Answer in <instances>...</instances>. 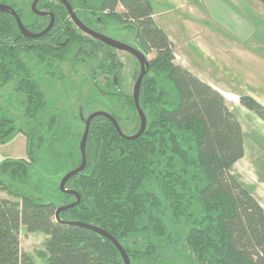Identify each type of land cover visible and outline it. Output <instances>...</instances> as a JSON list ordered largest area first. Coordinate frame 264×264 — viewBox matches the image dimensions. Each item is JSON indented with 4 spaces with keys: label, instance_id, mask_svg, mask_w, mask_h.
<instances>
[{
    "label": "trees",
    "instance_id": "obj_1",
    "mask_svg": "<svg viewBox=\"0 0 264 264\" xmlns=\"http://www.w3.org/2000/svg\"><path fill=\"white\" fill-rule=\"evenodd\" d=\"M254 1L264 6V0ZM67 2L87 27H116L132 34L141 53L153 55L139 94L146 128L129 141L107 119L91 121L85 168L65 187L80 201L60 212L57 222L56 210L75 202L60 192L59 182L81 164L84 129L58 92L47 98L39 89L25 59H37L46 74L63 82L57 63L71 61L72 54L92 60L88 47L104 48L109 55L96 69L112 81L104 88L94 76L86 94L74 88L78 108L84 113L96 105L118 122L133 121L131 136L138 118L131 96L116 86L122 65L115 50L83 35L58 0L37 4L55 19L40 38L23 37L15 19L0 13V88L15 83L21 117L17 124L0 106V145L22 134L26 152L0 164V193L9 196L0 197V264H37L20 244L21 228L48 237L37 253L45 264H123L108 239L80 224L115 238L130 264H169L168 258L176 264H264V209L229 172L243 157L244 143L223 95L174 64L173 44L155 23L151 0ZM31 3L9 5L27 30L40 33L50 18L32 13ZM238 98L264 121L263 105L248 95Z\"/></svg>",
    "mask_w": 264,
    "mask_h": 264
},
{
    "label": "rangeland",
    "instance_id": "obj_2",
    "mask_svg": "<svg viewBox=\"0 0 264 264\" xmlns=\"http://www.w3.org/2000/svg\"><path fill=\"white\" fill-rule=\"evenodd\" d=\"M0 1L7 6L10 4V0ZM151 3L155 23L165 31L173 44L174 64L188 69L202 81L210 82L217 91L234 93L232 100L222 95L241 124L244 155L229 172L264 209V121L240 106L238 98L248 95L264 106V6L254 0H151ZM113 30L118 33L112 31L104 34L121 43L133 45L132 34ZM88 52H92L94 59H84L78 55L71 61L57 63L65 76L63 82L46 74L48 69L38 64L37 59H25L32 78L39 83V89L44 91L47 98L58 92L63 97L68 114H74L77 107L74 88H80L86 94L92 88L89 82L92 81V72L100 60L109 55L104 48L93 45L88 47ZM114 54L122 64L120 76L123 89L131 95L136 60L124 52L116 51ZM149 58H153V55H149ZM94 75L99 85L107 81L97 72ZM14 89V82L0 88V106L4 115L19 124V99ZM235 102L237 105H234ZM92 110H95L94 106L88 108L86 114ZM25 155V138L22 134H16L8 143L0 145V164L6 159H23ZM0 197L9 198L3 192ZM47 239L40 232L27 233L24 228L19 232L23 250L31 254L37 264H45V259L38 257L37 253L44 250ZM166 260L169 264H176L175 259Z\"/></svg>",
    "mask_w": 264,
    "mask_h": 264
},
{
    "label": "water",
    "instance_id": "obj_3",
    "mask_svg": "<svg viewBox=\"0 0 264 264\" xmlns=\"http://www.w3.org/2000/svg\"><path fill=\"white\" fill-rule=\"evenodd\" d=\"M38 1L39 0H33L32 4H31L32 12L38 16H48L49 14H47L45 12H40L36 9V5H37ZM59 1L66 8L71 21L74 23V25L77 27V29L80 32L92 37L93 39H95L97 41H100L104 45H106V46H108L114 50L126 52V53L132 55L139 62L140 67H141V72L135 81L133 91H132V98H133L134 107H135L136 112L138 114V117L140 119L139 129H138L137 133L134 134L133 136L123 135V133L120 131V129H119L116 121L114 120V118L111 115H109L108 113L95 112V113L89 115L86 119H84L81 116V114L79 113L81 120L84 122V132H83L80 144H79V149H80V154H81V164L77 168L66 173L60 179V182H59L60 192L63 194H66V195L73 196L75 198V202H73L67 206H62L56 210L55 218H56L57 222H61L59 219L60 212L77 206L79 201H80V198H79L77 193H75L71 190H67L65 187H66V183L68 182V180L70 178H72L77 173L82 172L85 168V165H86L85 147H86V141H87V137H88L90 122L96 117L107 118L113 124V126L115 127L119 136H121L125 140H129V141L135 140L136 138L140 137L143 134V132L146 128V122L147 121H146V116H145L143 110L139 106V93H140V87H141L142 80H143L144 76L146 75V73L148 71V67H149L147 58L138 49H136L135 47H132L130 45L121 43L119 41H115L111 38H108L106 36H103L101 34H98L94 31L90 30L82 22L79 21V19L75 16L71 6L68 4V2L66 0H59ZM0 13H9L15 19L21 35L23 37L29 38V39H35V38H40V37L44 36L45 34H47L52 29V27L54 25V18H53V16L50 15V22H49L47 28L38 34H33V33L26 30V28L23 26L19 16L11 7H9L7 5L0 4ZM80 225L85 227V228H88V229L94 231L95 233H97V234L105 237L106 239H108L114 245L116 250L118 251V253H119V255L123 261V264H130L127 253L125 252V250L123 249L121 244H119L115 238L111 237L109 234H107L106 232H104L98 228H95V227H92L89 225H83V224H80Z\"/></svg>",
    "mask_w": 264,
    "mask_h": 264
},
{
    "label": "flooded vegetation",
    "instance_id": "obj_4",
    "mask_svg": "<svg viewBox=\"0 0 264 264\" xmlns=\"http://www.w3.org/2000/svg\"><path fill=\"white\" fill-rule=\"evenodd\" d=\"M19 1H23V3H25V2H27L28 0H19ZM31 1V0H30ZM40 1V0H39ZM39 1H38V3H39ZM59 1V0H58ZM67 1V0H66ZM32 2H33V0H32ZM60 2V1H59ZM37 3V4H38ZM61 3V2H60ZM0 4H3V5H6V3L5 2H3V1H0ZM32 4V3H31ZM62 4V3H61ZM69 4V3H68ZM63 5V4H62ZM70 5V4H69ZM9 7H11L10 5H8ZM19 6H20V3H19ZM71 6V5H70ZM12 8V7H11ZM30 8H31V6H30ZM72 8V7H71ZM13 9V8H12ZM36 9H37V5H36ZM14 10V9H13ZM38 10V9H37ZM72 10H73V8H72ZM15 11V10H14ZM38 11H40V12H45V11H41V10H38ZM16 12V11H15ZM31 12H32V10H31ZM74 12V11H73ZM17 13V12H16ZM33 13V12H32ZM45 13H47V14H49L48 16H40V17H49L50 18V15L51 16H53L52 14H50V13H48V12H45ZM74 14H75V12H74ZM17 15H18V13H17ZM36 15V14H35ZM69 15V14H68ZM19 16V15H18ZM36 16H38V15H36ZM75 16H76V14H75ZM77 17V16H76ZM20 18V17H19ZM53 18H54V16H53ZM70 18V17H69ZM78 18V17H77ZM71 20V19H70ZM80 22H81V20H79ZM50 22V21H49ZM73 23V22H72ZM83 23V22H82ZM23 24V23H22ZM49 24V23H48ZM54 24H55V19H54ZM73 25H74V23H73ZM85 25V24H84ZM24 26V25H23ZM48 26V25H47ZM54 26V25H53ZM75 26V25H74ZM86 26V25H85ZM25 27V26H24ZM76 27V26H75ZM87 27V26H86ZM47 28V27H46ZM45 28V29H46ZM53 28V27H52ZM77 28V27H76ZM87 28H89V27H87ZM113 28L114 29H116V27H109V28H107V27H105V25H99L97 28H95V29H91V28H89L90 30H92V31H94V32H96V33H98V34H101V35H103V36H106L104 33H106V32H110V33H112V31H114L113 30ZM44 29V30H45ZM27 30V29H26ZM117 30V29H116ZM27 31H29V30H27ZM119 31H121V30H119ZM30 32V31H29ZM114 32H116V33H118V31H114ZM31 33H33V32H31ZM82 33V32H81ZM33 34H38V33H33ZM83 34V33H82ZM46 35V34H45ZM44 35V36H45ZM83 35H85V36H87V37H89V38H91L93 41H96V42H100V41H97V40H95V39H93L92 37H90V36H88V35H86V34H83ZM106 37H108V36H106ZM109 38V37H108ZM114 40V39H113ZM116 41V40H115ZM125 44V43H124ZM127 45H130V46H132L131 44H127ZM132 47H134V46H132ZM107 51V50H106ZM118 52V50H115V52ZM108 52V51H107ZM120 52H122V51H120ZM124 53H126V52H124ZM108 54H109V52H108ZM128 54V53H127ZM130 55V54H129ZM74 56H76V54L75 55H71V58L73 59V57ZM132 56V55H131ZM133 57V56H132ZM146 58H147V60H148V65H149V67H148V71H149V68H150V61H151V59L152 58H149V56H145ZM134 58V57H133ZM135 59V58H134ZM136 60V59H135ZM121 64V63H120ZM136 64H137V67H136V70L134 71V79H135V81H136V79L138 78V76H139V74H140V72H141V67H140V64H139V62L136 60ZM122 65V64H121ZM96 68V67H95ZM121 70H122V67L119 69V72H118V78H117V81H116V86L117 87H119L123 92H124V94H126V95H130V94H127L125 91H124V89H123V81H122V79H121V76H120V72H121ZM148 71H147V73H148ZM99 73L100 71L99 70H97V69H95L94 70V72H92V81L94 80L93 79V77L95 76H93V74H95V73ZM147 73H146V75H147ZM145 75V76H146ZM99 76H103L104 77V79L105 78H107V79H105V80H107L105 83H104V85H100V86H102V87H104V88H106V84L109 82V80H110V76H108V75H99ZM145 76H144V78H145ZM96 78V77H95ZM144 78H143V80H144ZM98 78H96V80H97ZM143 80H142V82H143ZM92 81H89V82H91L92 83ZM134 84H135V82H134ZM141 85H142V83H141ZM134 87V86H133ZM140 89H141V87H140ZM133 91V90H132ZM140 94V93H139ZM131 96V98H132V94L130 95ZM75 103H76V101H75ZM132 103H133V98H132ZM77 104V103H76ZM133 105H134V103H133ZM64 106H65V102H64ZM90 107H93V106H90ZM90 107H87V108H85V111H84V113L82 112V111H80L79 110V108H78V105H77V107L76 108H74V112L77 114V116H78V118H79V120L77 121L78 123H79V125L82 127L83 126V129H84V122L81 120V117L79 116V113L81 114V116L84 118V119H86L89 115H91V114H93V113H95V112H105V113H108L109 115H111L113 118H114V120L116 121V123H117V125H118V127H119V129H120V131L123 133V135H125V136H131V135H126L129 131H131L132 130V128H133V125H134V123H133V121L131 122V121H127L126 119H121V117H120V120H119V122L115 119V117L112 115V113H110V112H107V111H104V110H100L99 108H98V106H96V105H94V107H95V110H92L90 113H88V114H86V112H87V110H88V108H90ZM135 108V107H134ZM66 109V108H65ZM135 112H136V109H135ZM136 114V117L138 118V122H139V126H140V119H139V117H138V114H137V112L135 113ZM104 118V117H103ZM105 119H107V118H105ZM108 120V119H107ZM109 121V120H108ZM110 122V121H109ZM91 123V122H90ZM111 123V122H110ZM112 124V123H111ZM90 126V125H89ZM112 126H113V124H112ZM114 127V126H113ZM115 128V127H114ZM139 129V128H138ZM116 130V129H115ZM125 131V132H124ZM117 132V131H116ZM133 136V135H132ZM121 137V136H120ZM87 142V141H86ZM86 148V147H85Z\"/></svg>",
    "mask_w": 264,
    "mask_h": 264
},
{
    "label": "crops",
    "instance_id": "obj_5",
    "mask_svg": "<svg viewBox=\"0 0 264 264\" xmlns=\"http://www.w3.org/2000/svg\"><path fill=\"white\" fill-rule=\"evenodd\" d=\"M154 20H155V16H154ZM208 84L211 85L210 82H208ZM218 92H220L221 94H223V95L225 96V98H227V99H229V100H232L233 97H234V93H231V92H229V91H222V90L219 91V90H218ZM232 96H233V97H232ZM234 105H237L236 102L234 103Z\"/></svg>",
    "mask_w": 264,
    "mask_h": 264
}]
</instances>
